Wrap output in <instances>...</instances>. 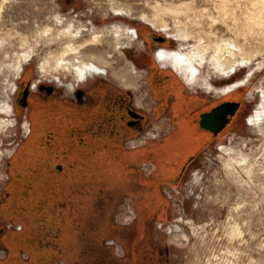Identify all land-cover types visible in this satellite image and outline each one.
I'll return each mask as SVG.
<instances>
[{
	"label": "rangeland",
	"instance_id": "rangeland-1",
	"mask_svg": "<svg viewBox=\"0 0 264 264\" xmlns=\"http://www.w3.org/2000/svg\"><path fill=\"white\" fill-rule=\"evenodd\" d=\"M220 3L221 0H0V195L7 177V160L26 132L25 118L15 109L20 76L29 64L37 78L51 76L43 74L38 65L44 56L59 52L65 45L68 38L58 34L60 29L68 25L80 27L77 38L84 41L91 37L95 25L102 29L119 21L133 25L140 22L143 33L165 35L167 47L186 49L188 55L190 49L203 40L208 42L209 35L214 40L223 34L253 50L254 59L250 63L243 62L239 55V60L234 61L235 69L224 74L216 68L213 49L206 53L207 56L198 53L195 62L200 71L193 83L183 80L170 65L167 69L173 70L180 83L181 80L186 83L184 94L203 93L211 101L208 107L230 96L236 97L242 105L240 117L218 137L211 136L183 174L182 165L170 166L171 180H162L160 188L161 197L166 200L165 214L163 217L157 214L152 229L163 245V264H264V30H250L244 23L248 14L255 10V1L226 0L229 14L222 11ZM247 10L249 13L245 12ZM234 16L238 17L237 23ZM47 30L50 31L47 33ZM107 36L113 40L88 45L80 52V56L100 63L97 54L107 55L112 51L105 63L108 69L105 75L89 74L81 79L64 68L55 74L62 81L80 82L82 86L88 79L107 78L132 92L135 105L147 112L146 132L152 135L165 131L171 108L167 113L161 111L157 119L158 91L150 68L143 63L136 65L142 77L138 84L131 86L122 85L114 75L125 58L132 61L145 47L143 44L126 47L123 54L115 48L113 35ZM232 47L237 52L236 46ZM29 52L31 56L25 59ZM68 56L74 59L73 53L69 52ZM239 79L245 81L231 92L219 91L220 87ZM207 82L214 87L208 90ZM166 95L174 96V88ZM260 109L263 113H259ZM251 116L255 121L250 120ZM137 190L140 193L148 190L143 197L152 200L148 186ZM143 197L117 196L112 207L114 221L121 225L131 224L139 215L138 203ZM156 209L163 210L161 205ZM152 210L148 209V213ZM151 220L149 218L147 224H151ZM108 243L115 245L118 256L125 255L121 242L110 239ZM60 263L67 264L64 260Z\"/></svg>",
	"mask_w": 264,
	"mask_h": 264
},
{
	"label": "flooded vegetation",
	"instance_id": "flooded-vegetation-1",
	"mask_svg": "<svg viewBox=\"0 0 264 264\" xmlns=\"http://www.w3.org/2000/svg\"><path fill=\"white\" fill-rule=\"evenodd\" d=\"M135 27L145 48L132 61L150 68L157 96L161 95V98L155 95V114L158 119L161 111L167 113L171 108L169 126L152 135L146 132L147 112L135 105L132 92L107 78L88 79L84 86L64 79L58 84L52 76L37 78L31 64L25 67L16 92L15 109L25 118L26 132L7 160V177L0 195V264H33L35 257L39 260L47 257V218L41 221L34 214L51 208L61 211L64 206L65 202L55 197L66 193L69 175L56 169L62 171L64 165H79L88 153L106 155L110 169L115 163L111 180L116 177L121 186H99L98 191L105 197L103 207H110L115 195L145 197L143 193L148 190L140 193L137 188L147 186L151 206L158 205L162 180H171V167L182 165L183 174L211 136L218 137L239 119L242 105L236 97L230 96L208 107L211 101L203 93L184 94L186 83L181 80L177 84L168 66H162L154 52L166 46L168 38L153 32L143 33L140 22ZM69 83L73 85L69 87ZM172 88L174 96L168 97L166 94ZM224 101H238L240 106L214 134L201 126V114Z\"/></svg>",
	"mask_w": 264,
	"mask_h": 264
},
{
	"label": "trees",
	"instance_id": "trees-1",
	"mask_svg": "<svg viewBox=\"0 0 264 264\" xmlns=\"http://www.w3.org/2000/svg\"><path fill=\"white\" fill-rule=\"evenodd\" d=\"M169 72L177 78L172 70ZM191 125L194 127L195 123ZM110 165L106 155L88 153L81 164L64 165L62 171L55 170L69 175L65 182L66 193L55 197L65 203L61 211L51 208L45 213L35 212L41 221L47 218L49 234L47 257L44 260L35 257L33 264H59V259L67 264H163V245L155 237L152 222L158 215L164 216L166 200L161 197L160 204L151 206V200L141 199L139 215L131 224L116 223L112 207L117 196H114L112 205L105 208L102 206L105 197L98 191L99 186H121L116 177L111 180L115 163L111 169ZM159 205L162 211H157ZM148 209L153 210L148 213ZM149 218L151 224H147ZM110 239L125 246L124 256L115 253V245L108 243ZM33 249L36 253L37 248Z\"/></svg>",
	"mask_w": 264,
	"mask_h": 264
},
{
	"label": "bare ground",
	"instance_id": "bare-ground-1",
	"mask_svg": "<svg viewBox=\"0 0 264 264\" xmlns=\"http://www.w3.org/2000/svg\"><path fill=\"white\" fill-rule=\"evenodd\" d=\"M253 1H255L254 5L256 4V8H255V10L253 12H251L250 14H248V16L246 17V19L244 20V23H245V25L248 26V28L250 30H256V31L260 32L261 30H264V0H253ZM250 4H252V3H250ZM220 5H221V9H222V11L224 13H226L229 10L228 7H227L226 0H221ZM250 9L251 8L249 7V10ZM249 10H247L245 12H248L249 13ZM224 17H225V15H224ZM221 18H222V16H221ZM229 19H231V17H229ZM234 20L236 22L235 21H233V22L237 23L238 17L234 16ZM241 21L242 20L240 19V22ZM225 23L227 24L228 27L230 26L229 25L230 23L227 21V19H226ZM153 24H154V22H153ZM95 26H93L92 29H91V37L89 39L84 40V41H79L80 39L78 40V38H77L80 35V33H81L80 27L74 28L72 25H68V26L60 29L58 31V34H61L62 36L67 37L68 40L65 42V45L63 44L64 46L62 45V48L59 49L60 50L59 52L54 53V54H51V55H48V56H44L43 59H41L39 61V65L38 66L40 68V71L43 74H49L50 73V75L52 77H54V79H56L58 81V84H61L62 80L60 79V76L59 75L55 74V71L60 70V68H64V69H67L69 71L75 72L76 75L78 77H80L81 79H85L87 77V75H89V74H96V73H98V74H101V75H105L108 72V69H107V66L105 65V63L108 61L107 58L109 56H111L112 51H108L107 52V55L106 54L104 55V54H101V53H98L97 54V57H98V59H99V61L101 63L100 64V63L96 62L92 58L91 59H89V58L87 59L86 57L80 56V52H81V49L82 48L87 47L88 45L95 46V45H98V44L103 43V42H106V41L107 42H111V40H113V38L112 37L111 38L108 37L107 36L108 34H112L113 35V37L115 39L114 40L115 41V48L118 49L123 54H124V48L136 46L138 44H143V41L139 37V35H138L139 32L137 31V28L135 27V25L130 24L128 22L119 21V22L113 23L108 28H102V29H97ZM223 27H224V25H223ZM49 31L50 30H47V33ZM239 31H240V29H239ZM243 31H245V30H243ZM213 32H216V31H213ZM231 32H233V31H231ZM50 33H52V32H50ZM209 34H212V31H210ZM211 36L212 35H209V38L208 39H210V40L208 42H206L205 40H203V42L199 43L198 45H196L195 47H193L192 49H190L191 50V54L190 55H188L185 52L186 49H185V51L182 50L183 48L182 49H178V50H174V49H171V48H169L167 46H162V47H160L158 49H155L154 52H155V55H156L159 63L162 66L167 67L168 65H170L171 67H173L174 70L176 71V73H178L177 75H180L183 78V80H185L187 83H193V81H195V79L197 78L198 73L200 71L199 67L197 66V64L195 62V60L197 59L195 57V55L198 54V53L201 54V55H206V53H208L210 49L211 50L213 49V51H214L213 56L217 59V66H216V68L218 69V71L220 70L224 74H229L230 72H232L235 69L234 61H236L237 59L239 60V58H238L239 55H241V57L243 59V62H249L250 63V61L252 60V58L254 56L253 50L247 49L246 46L241 45V43L238 44L237 43L238 41L237 42L235 41L237 39H234V41H233L231 39L233 37H231V38L230 37H227V36L225 37V35L222 34L221 36H219V37H217L216 39L213 40ZM237 36H239V34ZM203 38L204 37L202 36V39ZM232 45L236 46L237 52L233 49ZM185 48H188V47L186 46ZM188 49H187V51H188ZM69 52L73 53L74 59L71 58L70 56H68V53ZM211 54H212V52H211ZM30 56H31V52H29L26 55V58L25 59H29ZM94 56H96V55L94 54ZM128 59L125 58V60L120 64L119 69L114 72L115 77L124 86H131V85H134L136 83L138 84L139 80L142 77V74L140 72L141 69H137V67L134 64V62L133 61H130ZM205 59H207V58H205ZM21 66L22 65H20V67ZM226 76L227 75H225V77ZM247 76H249V74ZM173 80L174 81L176 80V82H179L176 77H173ZM244 81H245V79H243V80H240L239 79V81H237V82L235 81L234 83H228V84L220 87L219 88L220 89L219 91H221L223 93L231 92L236 87H238L239 84H242ZM72 85L73 84H71V83L68 84L69 87H71ZM206 87H207L208 90H210V89H212L214 87V85L207 82ZM261 111L262 110L260 109L259 110V113ZM255 113H257V112H255ZM261 113H263V112H261ZM253 114H254V112H253ZM253 116H251V118H250V120L252 122L255 121V119H256ZM258 116H259V114L257 115V118L260 117V116L259 117ZM251 170H252V168H251Z\"/></svg>",
	"mask_w": 264,
	"mask_h": 264
},
{
	"label": "water",
	"instance_id": "water-1",
	"mask_svg": "<svg viewBox=\"0 0 264 264\" xmlns=\"http://www.w3.org/2000/svg\"><path fill=\"white\" fill-rule=\"evenodd\" d=\"M238 101H224L211 110L201 114L200 124L217 134L230 120L228 115H233L239 108Z\"/></svg>",
	"mask_w": 264,
	"mask_h": 264
}]
</instances>
